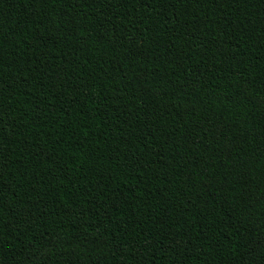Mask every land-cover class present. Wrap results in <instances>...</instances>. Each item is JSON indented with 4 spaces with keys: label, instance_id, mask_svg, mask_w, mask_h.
<instances>
[{
    "label": "trees",
    "instance_id": "16d2710c",
    "mask_svg": "<svg viewBox=\"0 0 264 264\" xmlns=\"http://www.w3.org/2000/svg\"><path fill=\"white\" fill-rule=\"evenodd\" d=\"M0 264H264V0H0Z\"/></svg>",
    "mask_w": 264,
    "mask_h": 264
}]
</instances>
